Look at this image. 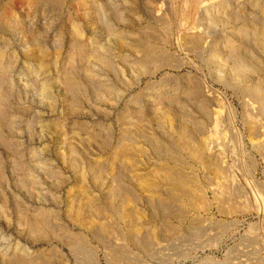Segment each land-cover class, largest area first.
I'll list each match as a JSON object with an SVG mask.
<instances>
[{"label":"rangeland","instance_id":"374dc122","mask_svg":"<svg viewBox=\"0 0 264 264\" xmlns=\"http://www.w3.org/2000/svg\"><path fill=\"white\" fill-rule=\"evenodd\" d=\"M189 1L0 0V264H264V0Z\"/></svg>","mask_w":264,"mask_h":264},{"label":"bare ground","instance_id":"6f19581e","mask_svg":"<svg viewBox=\"0 0 264 264\" xmlns=\"http://www.w3.org/2000/svg\"><path fill=\"white\" fill-rule=\"evenodd\" d=\"M189 1V0H188ZM190 2V6L192 7V9L194 10V13H200V12H202V10H203V8H204V6H206L205 5V3H204V1H198V0H192V1H189ZM207 8V7H206ZM202 16V15H201ZM195 28V27H194ZM149 55V54H148ZM158 65V64H157ZM186 182V181H185ZM182 183V182H181ZM180 188V187H179ZM189 203V202H188ZM194 203V202H193ZM190 206V205H189ZM194 209V208H193ZM202 227V226H201ZM193 231H195V230H193ZM198 231H200V229L198 230ZM197 230H196V232H198ZM204 231V230H203ZM194 233V232H193ZM191 235V234H190ZM201 235V234H200ZM123 256V255H122ZM122 256L120 257V258H122ZM125 257V256H124ZM127 257V256H126ZM119 258V257H118ZM123 259V258H122ZM125 259V258H124Z\"/></svg>","mask_w":264,"mask_h":264}]
</instances>
